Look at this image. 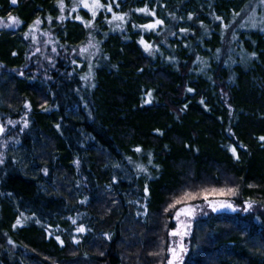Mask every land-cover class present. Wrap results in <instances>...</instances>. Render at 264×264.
<instances>
[{"label": "trees", "instance_id": "trees-1", "mask_svg": "<svg viewBox=\"0 0 264 264\" xmlns=\"http://www.w3.org/2000/svg\"><path fill=\"white\" fill-rule=\"evenodd\" d=\"M63 2L0 0L22 21L0 26L1 108L21 122L0 145V264H168L181 205L164 209L189 186L238 188L217 198L238 210L197 212L180 264H264V0H101L127 16L92 27ZM38 41L50 62L26 73Z\"/></svg>", "mask_w": 264, "mask_h": 264}, {"label": "snow or ice", "instance_id": "snow-or-ice-1", "mask_svg": "<svg viewBox=\"0 0 264 264\" xmlns=\"http://www.w3.org/2000/svg\"><path fill=\"white\" fill-rule=\"evenodd\" d=\"M17 0H12V3L15 4ZM59 3V8L61 12L64 11L65 9V4L63 0H58ZM82 6L84 9H88L91 13L92 20L89 21H83L85 27H92L93 22L98 14V11L100 9H104L106 12H111L112 13V19L107 20L106 22L109 24H112L113 21H118V22H123L126 19L127 14L122 13V14H117L115 12H112V5L111 3L105 5L101 2V0H79L77 5H74L72 8L73 12H77L78 8ZM136 11L141 12V13H149V9L147 6L142 9H137ZM152 16H155L154 12L149 13ZM65 17L61 15L59 17L60 20H63ZM49 20L52 19L51 16L48 17ZM76 19L82 20V17L77 16ZM189 19H191V16H189ZM219 19V17H217ZM8 24H4V21L2 18H0V26H6V27H13L14 25H19L22 23L19 18L12 16L9 14L8 17ZM41 21L37 19L35 21V24H39ZM163 24L162 20H156L154 23H149V24H144V25H133V27H140L145 30H151L156 28L157 25ZM120 24H117V27H120ZM181 31H185L184 29H181ZM141 43L145 44V48L150 49L152 46L148 45L143 39L141 40ZM90 47H95V45L92 43L91 40H89V43L81 48V54L87 52L88 48ZM54 50V49H53ZM15 55V53H13ZM255 55V53H253ZM199 59V58H198ZM22 74V73H21ZM188 91H192V89H188ZM151 96V93H149V97ZM150 102V101H149ZM203 103V101H201ZM9 123H13L12 121H9ZM4 129L2 126H0V132H3ZM159 131V130H158ZM161 135L163 133H160ZM262 141H264V137H260ZM136 152H140L141 149L138 147L135 149ZM231 151L233 154H236V148L233 147L231 148ZM239 159V157H236ZM131 161V158H128ZM149 163H151V159L149 160ZM118 166V165H117ZM138 168H140L143 171H147L145 166L143 164L138 165ZM46 171V170H45ZM249 187H252V185H249ZM145 191H147V187L145 188ZM238 193V188H233V187H221V188H216V187H208V186H195V190H193V186H189L185 189L182 190L181 194L179 196L173 197L172 203H170L165 209V212H168L170 209L176 208L177 205H181L176 211H175V219L179 222V227L176 230H173L170 235L172 236H178L180 237V242H179V251H177L176 247H171L169 248V252L172 255V258L168 260V264H174V261H179L181 260V254L185 253L187 251V247L184 244V238L189 236L190 229L192 226V220L195 219L196 213L200 212L201 214H206L204 213L203 209L205 206L209 207L212 209V211H218L220 209H230L232 211H237L238 206L233 204L231 201L226 200V199H217L218 197H225V196H235ZM211 197V198H210ZM202 199L203 204L201 203H192L193 201H197ZM256 202L249 199L244 202L245 206L243 210L247 212L249 209L253 208L254 204ZM184 216L187 219V222L181 221V216ZM73 224L76 223L75 220L72 221ZM16 224H21L20 219H17ZM16 225H13L15 227ZM86 229L83 225L79 226L76 228L77 232H84ZM56 239L60 241L61 244H63V241L60 240V238L57 236ZM78 243V241H77ZM158 254V253H157Z\"/></svg>", "mask_w": 264, "mask_h": 264}, {"label": "rangeland", "instance_id": "rangeland-1", "mask_svg": "<svg viewBox=\"0 0 264 264\" xmlns=\"http://www.w3.org/2000/svg\"><path fill=\"white\" fill-rule=\"evenodd\" d=\"M7 23H9V21H5L4 22V24H7ZM47 46H48V42L47 41H44V42L43 41H40V42L38 41V42H36L34 44V52H33V56H32V59H31L32 65H34V67L30 66V68H28L26 70V73H33V71L36 68V64L38 66H41V65H44L46 62L47 63L50 62L49 61L50 58L47 55V51L48 50L45 49V47H47ZM4 106L6 107V105L1 102L0 103V115H1V117H0V126L3 127L4 131L1 132V134H0V145H1V147L3 149H4V146H5L4 145L5 141L10 139L11 136L15 135L14 134V132H15L14 128H16V126H15L16 123L21 124L20 121H16V122L12 121L13 123H11V124L9 123L10 120H8L7 117L5 116V110L3 108H1V107H4ZM2 158H4V153H1V151H0V163L3 162ZM229 201H231V200H229ZM209 209L212 211L211 208H209ZM185 219L186 218L184 217L183 219H181V221L185 222ZM176 224L179 227V222H177ZM179 242H180V239H179ZM179 242L177 240L174 241V243H173V245H171V247H176L177 251H179ZM168 255H169V257H168V260H169V259L172 258V255H171V253H169ZM183 256H184V253L181 254V260L174 261V264H180V262L182 261V257Z\"/></svg>", "mask_w": 264, "mask_h": 264}, {"label": "water", "instance_id": "water-1", "mask_svg": "<svg viewBox=\"0 0 264 264\" xmlns=\"http://www.w3.org/2000/svg\"><path fill=\"white\" fill-rule=\"evenodd\" d=\"M224 209H220V210H218V211H223Z\"/></svg>", "mask_w": 264, "mask_h": 264}, {"label": "flooded vegetation", "instance_id": "flooded-vegetation-1", "mask_svg": "<svg viewBox=\"0 0 264 264\" xmlns=\"http://www.w3.org/2000/svg\"><path fill=\"white\" fill-rule=\"evenodd\" d=\"M0 117H1V115H0Z\"/></svg>", "mask_w": 264, "mask_h": 264}]
</instances>
